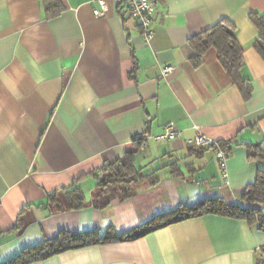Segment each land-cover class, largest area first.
I'll return each mask as SVG.
<instances>
[{"label":"crops","instance_id":"0c3cea01","mask_svg":"<svg viewBox=\"0 0 264 264\" xmlns=\"http://www.w3.org/2000/svg\"><path fill=\"white\" fill-rule=\"evenodd\" d=\"M96 0H0V263L60 233L123 237L179 205L240 197L264 165V61L253 47L249 14L264 0H155L153 38L118 7L94 17ZM222 18L244 48L245 100L210 48L196 66L191 37ZM163 66H173L166 78ZM181 132L155 141L164 125ZM192 126L230 154L227 181L214 149L186 144ZM139 135L149 138L138 146ZM132 153L134 168L157 182L103 209L91 204L95 174ZM73 185L87 205L56 212L46 193ZM254 207L264 212V205ZM22 225L17 230L15 225ZM264 230L244 219L209 213L137 238L65 250L30 264H258Z\"/></svg>","mask_w":264,"mask_h":264},{"label":"trees","instance_id":"16d2710c","mask_svg":"<svg viewBox=\"0 0 264 264\" xmlns=\"http://www.w3.org/2000/svg\"><path fill=\"white\" fill-rule=\"evenodd\" d=\"M248 18L258 32L253 47L264 61V14L252 12ZM236 32L237 28L234 23L227 18H222L213 26L191 37L189 45L195 52L193 62L196 66L201 63L202 56L210 48H214L217 52L218 62L230 81L238 85L242 97L248 100L252 94V86L247 79L242 78L240 75V70L244 65V48L238 41ZM135 142L138 146L142 144L141 140H135ZM220 145L225 146L228 143L221 142ZM247 148L248 160L264 165V151L258 145H248ZM94 177L97 183L92 194L91 204L96 209H103L115 200L131 198L134 195L135 186L138 184L148 182L153 185L157 182L152 174H141L135 170L132 153L125 154L113 163H104L101 174H95ZM240 199L248 206L226 205L222 198L201 200L190 206L179 205L173 210L155 215L140 227L124 234L123 237H98L97 234L93 233H60L52 240H44L41 243L24 248L9 261L0 264H30L69 249L94 243L103 244L134 239L163 226L209 213L244 219L251 224L256 223L259 228L264 230V212L254 207L255 204L264 205L263 170L258 169L255 181L245 187ZM86 205L84 193L79 188H74L73 185L46 193L44 201L38 204V206L48 207L56 212L78 210ZM14 228L20 230L22 225L16 224Z\"/></svg>","mask_w":264,"mask_h":264},{"label":"built area","instance_id":"2783aa9c","mask_svg":"<svg viewBox=\"0 0 264 264\" xmlns=\"http://www.w3.org/2000/svg\"><path fill=\"white\" fill-rule=\"evenodd\" d=\"M97 7L92 10L94 17L99 18L105 16L109 10L110 5L114 4L118 7L123 17L133 20L140 28L144 43H148L154 35L153 31V16L155 14V0H96ZM173 66H163L158 75L159 79L168 77L174 72ZM181 132L178 131L173 123L164 125L163 130L158 135L152 138L155 141H174L178 139ZM149 136L139 135L136 140L142 142L147 140ZM186 144L195 148L214 149L215 158L223 180L227 181L226 163L230 154L229 145L221 146L220 142L211 139L203 134L197 126H192L190 129V136L186 139ZM141 146H144L142 143ZM264 264V244L260 250L259 263Z\"/></svg>","mask_w":264,"mask_h":264}]
</instances>
